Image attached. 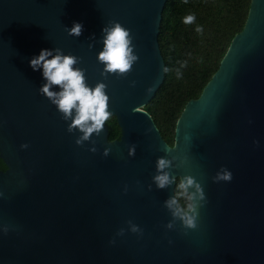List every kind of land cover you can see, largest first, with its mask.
Wrapping results in <instances>:
<instances>
[{
	"label": "water",
	"instance_id": "95a60500",
	"mask_svg": "<svg viewBox=\"0 0 264 264\" xmlns=\"http://www.w3.org/2000/svg\"><path fill=\"white\" fill-rule=\"evenodd\" d=\"M165 1L0 0V264H264V0L250 1L218 69L185 104L173 145L143 109L164 78ZM112 20L129 29L139 57L124 76H102L97 60ZM74 21L79 37L67 32ZM55 48L80 58L73 67L88 86L107 85L118 138L108 140L105 124L77 145L82 133H69L71 121L39 93L42 69L29 60ZM161 156L171 176L192 175L203 188L195 229L165 207L176 179L156 186ZM221 167L230 181L212 179Z\"/></svg>",
	"mask_w": 264,
	"mask_h": 264
},
{
	"label": "clouds",
	"instance_id": "9594fccd",
	"mask_svg": "<svg viewBox=\"0 0 264 264\" xmlns=\"http://www.w3.org/2000/svg\"><path fill=\"white\" fill-rule=\"evenodd\" d=\"M187 0H185V3ZM195 22V16L189 14L183 18L184 24H192ZM83 25L79 22H73L70 28H67L69 35L79 37L82 34ZM102 43L103 48L97 53V60L103 64L104 68L101 75L116 74L118 76L127 75L133 67V64L139 59L134 52L132 43L133 37L129 29L125 28L118 21H109L102 27ZM195 31L200 33L203 31L201 26H197ZM79 57L72 54H64L60 48L41 49L38 55L33 56L29 60L31 68L35 70L42 69V75L45 83L38 89L39 93L43 94L61 115L65 121L71 122L67 125V131L72 133L79 131L82 133L76 138L77 145H83L85 141H89L93 134L99 136L103 130L105 122L113 115L108 110L109 96L106 94L107 85L104 82L98 81L94 87H90L85 82L84 70L79 67H73L79 63ZM185 63H181L184 67ZM163 71L168 72V68L164 67ZM177 70V77H180ZM133 84L135 82H132ZM53 86H58L60 91H53ZM148 92L151 88L147 89ZM134 111H138L137 108ZM93 145L95 141L92 142ZM254 143H258L254 141ZM21 148H27V144H21ZM95 152L96 148L89 149ZM109 148H104L103 155L108 156ZM128 154H135V146L128 147ZM172 160L166 156L158 157L156 160L157 174L153 177L158 188H166L176 177L166 171L172 167ZM214 181H230L232 173L221 167L216 175L212 178ZM180 188L184 190L187 199L190 201L188 209L185 211L180 207L175 198L166 200L165 207L171 211L172 216L178 218L182 225L188 229L197 227L198 210L205 202V193L201 184L192 176L186 175L180 183ZM130 231L133 233L142 234L136 224L131 220L127 221ZM166 228H173L171 222L165 225ZM124 229L118 230L117 235H123Z\"/></svg>",
	"mask_w": 264,
	"mask_h": 264
},
{
	"label": "trees",
	"instance_id": "16d2710c",
	"mask_svg": "<svg viewBox=\"0 0 264 264\" xmlns=\"http://www.w3.org/2000/svg\"><path fill=\"white\" fill-rule=\"evenodd\" d=\"M251 0H166L158 34V43L168 72L153 98L143 107L162 138L174 143L176 121L185 104L199 97L205 84L218 69L234 35L244 26ZM195 16V22L184 24L183 18ZM197 26L203 31L197 33ZM181 63H185L181 67ZM177 70L181 74L177 77ZM108 140L119 137L114 116L105 122ZM5 165L0 159V170ZM176 179L174 194L185 211L190 201Z\"/></svg>",
	"mask_w": 264,
	"mask_h": 264
}]
</instances>
